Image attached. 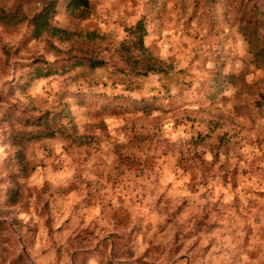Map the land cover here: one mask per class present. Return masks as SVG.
<instances>
[{"label":"rangeland","instance_id":"rangeland-1","mask_svg":"<svg viewBox=\"0 0 264 264\" xmlns=\"http://www.w3.org/2000/svg\"><path fill=\"white\" fill-rule=\"evenodd\" d=\"M46 1L5 0L30 17ZM91 4L72 22L59 0L68 41L0 24V264H264V69L239 27L264 0ZM140 20L149 77L119 57ZM72 46L107 65L44 78ZM38 117L57 134L28 144L11 207L2 142Z\"/></svg>","mask_w":264,"mask_h":264},{"label":"trees","instance_id":"trees-1","mask_svg":"<svg viewBox=\"0 0 264 264\" xmlns=\"http://www.w3.org/2000/svg\"><path fill=\"white\" fill-rule=\"evenodd\" d=\"M65 3V10L68 18L72 22L88 21L93 16V6L91 0H62ZM59 0L46 1L42 8L32 17L25 14L21 5L9 6L5 0H0V24L5 26H16L27 23L32 25V35L34 38H41L44 35H51L60 40H70L72 33L64 28L53 24L58 14ZM240 32L248 45V52L253 64L260 69H264V12L259 7L254 6L253 10H244L240 18ZM126 38L121 44L119 57L129 68L130 72L143 77H149L162 70L150 65L144 60L150 55L149 48L145 45V26L142 20L133 26L126 28ZM73 48L68 51L70 57L65 60V64L45 68L44 78L51 77L58 73H65L77 69H87L95 71L107 65V61L99 56L91 47H76V54ZM78 51V52H77ZM225 81V79L223 80ZM8 120V118H6ZM5 120V121H6ZM42 117L34 119L32 126L37 125V130L25 132L24 130H14L2 142L3 146L9 145L14 150L12 158L17 166V173H12L10 186L7 191L6 205L16 206L23 197V186L19 183L20 173L27 171L26 149L32 141L50 139L55 137L57 131L52 128ZM44 125V127L42 126ZM11 264H26L23 255H19ZM113 264V263H111Z\"/></svg>","mask_w":264,"mask_h":264}]
</instances>
